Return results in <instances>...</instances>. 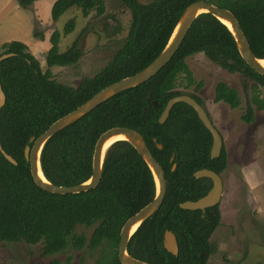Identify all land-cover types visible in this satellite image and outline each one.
<instances>
[{"label": "trees", "instance_id": "16d2710c", "mask_svg": "<svg viewBox=\"0 0 264 264\" xmlns=\"http://www.w3.org/2000/svg\"><path fill=\"white\" fill-rule=\"evenodd\" d=\"M39 0H18L22 8H31ZM200 0H122L132 13L128 37L108 65L94 77L84 78L77 87L53 78L51 69L76 65L83 56L79 39L66 51L59 48L61 33L50 38L46 57L48 70L27 44L11 41L0 46V56H15L0 62V82L7 101L0 113V141L17 162H8L0 152V241L42 244V255L55 256L67 249L95 251L104 243L96 264H121L118 259L120 233L125 223L156 197L154 175L137 150L128 142L113 144L106 155L103 176L96 189L80 194L56 195L40 189L33 181L25 149L32 137L41 136L53 123L75 111L108 86L133 76L153 63L168 45L183 13ZM230 10L238 19L254 55L264 59V0H207ZM87 17L105 14L104 0H57L51 18L57 22L71 8ZM68 22L65 35L75 29ZM34 36L43 40L35 31ZM204 54L231 74L240 73L264 88V76L255 72L242 58L230 30L210 14L197 18L172 60L148 82L126 90L53 136L45 145L41 164L46 178L62 187L76 186L90 180L93 155L100 136L115 127L139 132L162 166L167 193L160 210L147 219L134 234L129 254L149 264H207L211 253L210 238L221 225L220 205L202 211H186L180 204L197 201L212 188L209 179L194 174L210 169L222 175L228 167L223 147L217 159H211L213 138L195 110L177 104L165 124L160 118L168 102L185 94L177 89L180 76L188 86L197 83L187 59ZM255 92L242 120H255L253 104L264 110V99ZM150 96L152 99L150 100ZM193 97L202 106V99ZM154 102L157 105H154ZM215 102L232 109L241 106L239 92L225 82L217 84ZM158 144L163 146L158 148ZM176 169L173 170V166ZM95 227L88 239L78 234V227ZM166 231L173 232L179 243V255L164 247ZM204 253V260L200 255ZM54 264H60L54 261ZM69 264V263H67Z\"/></svg>", "mask_w": 264, "mask_h": 264}, {"label": "rangeland", "instance_id": "374dc122", "mask_svg": "<svg viewBox=\"0 0 264 264\" xmlns=\"http://www.w3.org/2000/svg\"><path fill=\"white\" fill-rule=\"evenodd\" d=\"M53 0H42L39 6L22 8L18 0L7 3V12L0 13V42L5 39H34L32 32L43 35V40L54 32L61 33L59 48L66 52L79 39L83 56L76 65L54 67L53 78L67 86L77 87L84 78L94 77L104 69L128 37L132 13L122 0H104L105 14L97 17L96 12L83 16L80 9L73 7L54 22L47 8ZM154 0H139L143 4ZM49 9V8H48ZM49 15V16H48ZM74 19L75 29L65 35V28ZM31 35V36H30ZM36 38V37H35ZM37 40H42L36 38ZM33 47V46H32ZM31 53L39 60L44 71L48 70L46 57L49 49L33 47ZM193 77L203 87L188 86L180 76L177 89L185 94L197 95L202 99L211 120L221 133L227 153L228 167L222 174L224 194L220 203L221 225L210 238L209 264H264V110L253 104L255 120L248 124L242 120L255 92L264 99V88L243 74H231L204 54L187 59ZM225 82L239 92L241 106L232 109L226 103L215 102L218 83ZM95 227H78L77 233L88 239ZM43 245H28L24 242L5 243L0 241V264H96L100 255L108 250L104 243L95 251L67 249L55 256L44 257Z\"/></svg>", "mask_w": 264, "mask_h": 264}, {"label": "water", "instance_id": "95a60500", "mask_svg": "<svg viewBox=\"0 0 264 264\" xmlns=\"http://www.w3.org/2000/svg\"><path fill=\"white\" fill-rule=\"evenodd\" d=\"M203 14H210L223 23L234 36L239 53L243 60L258 74L264 76V67L259 63L257 58L250 47L249 41L241 27L240 22L236 16L228 9L218 7L214 4L209 3L207 0H200L191 4L183 13L168 45L159 57L151 63L147 68L141 72L127 77L119 82H116L107 88L100 91L93 98L87 101L85 104L77 108L75 111L68 115L60 118L53 123L41 136L38 138L32 137L30 143L32 146H27L25 149V158L30 165V172L34 183L42 190L56 194V195H70L80 194L96 189L103 176V166L105 158L109 148L115 144L114 142L109 148H105L106 144L117 136H124L125 141L130 143L137 152L142 156L145 162L150 167L157 186V194L155 199L139 211L136 215L131 217L123 226L120 233V243L118 249V259L121 264H149L147 262L135 259L128 252V246L130 240L134 234L139 230L142 224L153 216L162 207L166 193H167V182L165 172L152 154L148 147L144 137L134 129L125 127H115L105 133H103L98 139L93 155V174L89 181L71 187L57 186L51 183L45 176L42 164L41 156L43 149L47 142L56 134L70 127L72 124L81 120L84 116L88 115L99 106L108 102L116 95L129 90L131 88L140 86L154 76H156L175 56L179 48L181 47L187 33L189 32L194 21ZM229 23V25L226 24ZM14 53L4 54L0 56V62H3L11 57H14ZM150 100L152 97L150 96ZM7 97L3 90V86L0 82V113L6 105ZM179 103H185L192 107L197 113L199 119L205 126V128L211 133L213 138V145L211 149V159H217L221 156L224 147V140L219 130L211 120L207 110L198 103L193 97L189 95H181L171 99L165 107L163 114L160 118V124H165L168 120L172 109ZM156 106L157 103L154 102ZM119 142V141H117ZM158 148L162 149L163 146L158 144ZM0 152L5 159L11 164L17 166L18 162L9 155L3 148L0 141ZM176 169V165L173 166V170ZM41 173V175H40ZM194 177L198 180L209 179L212 181V188L206 196L200 198L197 201H187L180 204V208L186 211H202L205 212L207 209L220 205L223 194H224V181L222 175H219L213 170L202 169L194 174ZM134 227H137L133 232ZM164 247L172 255H179V243L176 235L171 231H166L164 237Z\"/></svg>", "mask_w": 264, "mask_h": 264}, {"label": "crops", "instance_id": "0c3cea01", "mask_svg": "<svg viewBox=\"0 0 264 264\" xmlns=\"http://www.w3.org/2000/svg\"><path fill=\"white\" fill-rule=\"evenodd\" d=\"M10 1H13V0H0V13H4V12H7V3L11 4ZM42 0H39L37 2L34 3V5L32 7H37L39 6V3L41 2ZM57 0H53L52 3L50 4V6L47 8V10H49V12L51 13V10H52V7L54 5V3L56 2ZM49 16V15H48ZM32 35H34V31L32 32ZM31 36V35H30ZM11 41H20V42H23L25 44H27L29 46V48L31 49H34L33 47H36V48H41L43 45L46 47V49H49L50 50V44H49V40H48V37L46 36L44 40H37L35 37L34 39L31 38V40H26V39H5L4 41L0 42V46L4 43H7V42H11ZM33 46V47H32Z\"/></svg>", "mask_w": 264, "mask_h": 264}, {"label": "bare ground", "instance_id": "6f19581e", "mask_svg": "<svg viewBox=\"0 0 264 264\" xmlns=\"http://www.w3.org/2000/svg\"><path fill=\"white\" fill-rule=\"evenodd\" d=\"M226 24L230 26L229 23L226 22ZM259 63L264 67V59H260V60H259ZM125 139H126V138H125L124 136H117V137L111 139V140L106 144L105 148H106V149L109 148V146H111L114 142H117V141H120V140H125ZM40 175H41V173H40ZM136 228H137V227H134L133 232L136 230Z\"/></svg>", "mask_w": 264, "mask_h": 264}, {"label": "flooded vegetation", "instance_id": "af4514ba", "mask_svg": "<svg viewBox=\"0 0 264 264\" xmlns=\"http://www.w3.org/2000/svg\"><path fill=\"white\" fill-rule=\"evenodd\" d=\"M200 257H201L202 260H204V258H205V254L202 253V254L200 255ZM208 261H209V259H208ZM208 261H207V262H208ZM244 263H245V262H244ZM244 263H243V264H244ZM207 264H209V263H207Z\"/></svg>", "mask_w": 264, "mask_h": 264}]
</instances>
